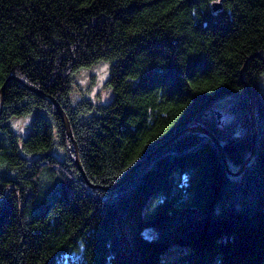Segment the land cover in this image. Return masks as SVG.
Wrapping results in <instances>:
<instances>
[{
    "label": "trees",
    "instance_id": "16d2710c",
    "mask_svg": "<svg viewBox=\"0 0 264 264\" xmlns=\"http://www.w3.org/2000/svg\"><path fill=\"white\" fill-rule=\"evenodd\" d=\"M100 63L112 99L73 104ZM11 76L0 264H264V0H0ZM255 134L230 175L212 136L236 173Z\"/></svg>",
    "mask_w": 264,
    "mask_h": 264
},
{
    "label": "rangeland",
    "instance_id": "374dc122",
    "mask_svg": "<svg viewBox=\"0 0 264 264\" xmlns=\"http://www.w3.org/2000/svg\"><path fill=\"white\" fill-rule=\"evenodd\" d=\"M109 75V65L106 63L80 71L75 77L72 88L73 104L82 100L91 101L94 104L108 103L113 94L108 86ZM30 124L31 118H19L12 121V127L19 136H23L28 131Z\"/></svg>",
    "mask_w": 264,
    "mask_h": 264
},
{
    "label": "water",
    "instance_id": "95a60500",
    "mask_svg": "<svg viewBox=\"0 0 264 264\" xmlns=\"http://www.w3.org/2000/svg\"><path fill=\"white\" fill-rule=\"evenodd\" d=\"M219 8H220L219 5H217V6L215 7L216 10L219 9ZM256 57H261V56H260V54H256ZM242 78H244V71H243V73H242ZM11 81H18V82H20V83H23L20 79L11 76V77L8 79V81L5 83V85L2 87V89H1V91H0V97L3 96V93H4V91H5L6 85H7L9 82H11ZM248 88H249V94H250V98H251V107H250V111H251V116H252V119H253V126H254V128H256V123H255V118H254V110H255V109H254V108H255L254 94H253L252 89H251L250 87H248ZM36 92H37L38 95H40L41 97H43V98L46 97V98H47V96H46L45 94L40 93V92H38V91H36ZM48 98L50 99V101H52V103L54 104V106H55L56 109H57L58 114H59L60 117L62 118V121H63V123H64V125H65V128H66L67 135H68V137L71 139V141L73 142L74 147H75V152H76V165H77L79 171L81 172V174L83 175V177H84L85 179H87L86 176H85V173H84V171H83V169H82L81 163H80L78 146H77L76 141H75L74 138H73V134H72V130H71V127H70V123H69V121H68V118H67L65 112L63 111L62 107L57 103V101H56L53 97H48ZM1 105H2V102H1ZM200 131H203V130L200 129ZM186 132H187V131H186ZM205 133L209 134V133L206 132V131H205ZM212 138H213L214 142L216 143V146H217L218 149H219L220 155H221V157H222V159H223V161H224V164H225V166H226V168H227V170H228V173H229L230 175L238 176V175L244 170L245 166H246L247 164H249L250 161H251V160L254 158V156H255L256 134H255V137H254V142H253V152H252L251 157L246 161L245 165H244V166H243L238 172L233 173V172L230 171V169H229V167H228L227 159H226V155H225V153L223 152V150H222V148H221V145H220L219 141H217L216 139H214L213 136H212ZM131 174H132V173L128 174L124 179H122L119 183H117L113 188H117L118 186H120L121 184H123L127 179H129V178L131 177ZM106 190H107V189H106Z\"/></svg>",
    "mask_w": 264,
    "mask_h": 264
}]
</instances>
